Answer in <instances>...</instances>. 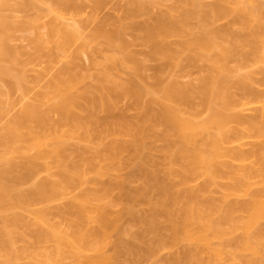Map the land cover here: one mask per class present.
Segmentation results:
<instances>
[{
	"label": "bare ground",
	"instance_id": "bare-ground-1",
	"mask_svg": "<svg viewBox=\"0 0 264 264\" xmlns=\"http://www.w3.org/2000/svg\"><path fill=\"white\" fill-rule=\"evenodd\" d=\"M169 1L130 0L122 15L110 19L112 28L100 24L94 30L88 44L99 49L104 39L110 46L105 62L94 59L92 82L69 69L58 77L54 86L63 87L66 96L52 111L60 122L51 123L49 112L27 105L2 123L0 264H20L14 241L29 222L23 211L63 193L74 175H82L81 160L101 175L128 162L134 169L98 186L92 181L95 186L69 204L84 229L69 238L49 225L46 238L56 243L55 252L29 251L33 264H62L69 239L86 238L96 254L83 264H224L225 256L229 264H264V0ZM73 2L0 0V75L25 80L22 69L6 62L11 32L29 22L14 24L6 11L28 12L43 3L51 10L76 8ZM102 2L96 0V7ZM127 33L148 48L147 58L164 59L165 65L151 67L152 82L145 75L147 62L130 50ZM65 35L62 45L76 36ZM31 42L40 46L39 37ZM203 62L210 65L199 81L177 77ZM122 99L132 100L134 118L119 109ZM99 109L105 112L102 121ZM204 111L207 117L197 121ZM6 114L0 101V120ZM106 138L110 144L95 151ZM247 138L252 142L245 149ZM30 149L36 153L29 155ZM75 155L81 160L73 161ZM47 158H53L58 178L17 188ZM95 159L103 165H94ZM19 162L27 170L23 176L14 173ZM257 176L262 184L253 190ZM241 195L246 198L237 199ZM92 198L103 204L90 208ZM118 204L120 210L112 213L109 206ZM34 216L48 221L47 211Z\"/></svg>",
	"mask_w": 264,
	"mask_h": 264
},
{
	"label": "rangeland",
	"instance_id": "rangeland-1",
	"mask_svg": "<svg viewBox=\"0 0 264 264\" xmlns=\"http://www.w3.org/2000/svg\"><path fill=\"white\" fill-rule=\"evenodd\" d=\"M12 1L15 3L17 0ZM73 1L77 5L76 8L58 9L60 12L51 10L47 3L41 4L39 9H32L28 12L21 10H17L14 13L6 11L7 14L12 16L11 21L13 23L20 24L24 21L29 23L22 24L19 28L14 29L8 40L12 54L6 63L15 69H22L25 80L18 83L13 75H0V101L7 108V114L1 117L0 127L5 121L12 120L20 115L27 105L38 106L41 110L49 112L51 123L60 122V115L52 111V105L66 96V91L63 87L58 89L54 86L58 77L61 75L66 76V71L69 69L78 76L83 77L87 82H92V75L97 72L94 59L105 62L104 53L110 46L104 43V39H102V45L97 49L96 46H92V43L88 44L90 36L100 24H105L108 29L112 28L110 19L122 15L130 0H103L99 7H96V0ZM158 8L154 9L157 10ZM156 10L154 11L157 12L159 9ZM34 16L36 18L35 22L33 21ZM66 31L73 32L76 36L62 45L61 41L66 37ZM37 37H39L40 42L38 48L31 42L32 39ZM126 39L133 43L130 50L135 52L139 59L147 62L150 68L145 71V75L152 82L153 68L151 67L165 65L164 59L152 60L147 58L148 48L139 44L131 33L126 34ZM209 65V63L203 62L202 66L198 68H186L188 70L178 71L176 75L182 82L190 81L193 83L208 71ZM121 76L125 79L129 78V71L121 73ZM232 78L236 80V75H233ZM233 90L237 94L240 93L237 87ZM118 105L119 109L131 118H134L137 114L130 99H122L118 102ZM253 106L249 105L248 107ZM254 112L255 109L243 110L246 115H252ZM207 115V111L202 112L197 117V121L204 120ZM97 117L102 121L105 117V112L99 109ZM61 132L65 133V127L61 128ZM110 141V138H106L104 145L95 148V151H101L103 147L110 144ZM242 142L241 147L246 149L250 147L252 139L247 138ZM157 144H160V142H157ZM234 144L236 143L233 142L231 145ZM69 148L71 150L75 149L74 141H70ZM35 153V149L28 150L29 155H34ZM81 158V156L75 155L73 161H79ZM83 158H87V155H84ZM39 162L40 166L32 176L18 180L17 188L28 189L37 183L58 178L53 158L40 159ZM79 163L81 164L82 175H74L63 193L58 194L49 201L35 203L28 210L23 211L29 222L28 225L20 228V234L14 241V247L20 254V264H33V258L29 256V251L31 250H38L41 255L55 252L56 243L52 239L46 238L50 230L49 225L69 238L74 237L84 229L83 218L75 211H72L69 204L78 200L84 193L92 189L95 186L92 181H96L97 186L105 184L113 178L130 174L134 169L133 165L128 162L122 169L114 170L110 175H101L95 172L93 164L88 160H81ZM93 163L97 166L103 165V161L100 159H95ZM1 166L0 163V168ZM26 171V168L19 162L14 173L23 176ZM261 179L260 176L251 179L253 190L261 187ZM245 198L242 195L237 197L239 200ZM101 204H103V201L92 198L89 206L93 208ZM120 208V204L109 206V210L112 213L118 212ZM37 210L47 211V222L35 218L34 212ZM91 215L96 218L94 212ZM94 221L96 222V220ZM94 225L96 224L93 223ZM87 231H90V229H87ZM91 240L88 238L81 240L69 239L68 250L61 257L62 264L86 263L89 258L96 254L93 247L90 246ZM167 253L166 250L163 251L164 255ZM224 260V264H229L227 256L224 257ZM48 264H55V262L52 260Z\"/></svg>",
	"mask_w": 264,
	"mask_h": 264
}]
</instances>
